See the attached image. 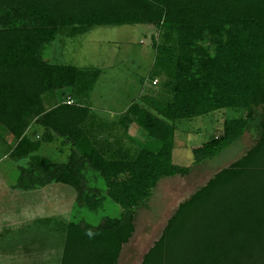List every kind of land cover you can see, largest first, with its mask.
<instances>
[{
	"label": "trees",
	"instance_id": "1",
	"mask_svg": "<svg viewBox=\"0 0 264 264\" xmlns=\"http://www.w3.org/2000/svg\"><path fill=\"white\" fill-rule=\"evenodd\" d=\"M136 23L158 32L148 76L156 86L139 95L140 78L135 96L117 107L124 111L97 122L90 108L102 69L52 63L50 49L58 37ZM66 88L59 99L56 91ZM226 108L233 116L191 148L192 163L236 141L255 108L262 112L259 140L178 204L140 264H264V0H0V129L13 140L8 156L26 158L16 184L31 190L55 182L76 193L60 264H117L158 182L190 171L172 161L175 121ZM31 123L42 128L36 138ZM132 124L145 132L135 148L124 140ZM54 141L60 160L39 153ZM108 201L121 211L97 216ZM205 203L212 210L200 212L208 218L190 229L196 237L166 240L183 226L181 213ZM36 221L41 230L49 223Z\"/></svg>",
	"mask_w": 264,
	"mask_h": 264
},
{
	"label": "rangeland",
	"instance_id": "2",
	"mask_svg": "<svg viewBox=\"0 0 264 264\" xmlns=\"http://www.w3.org/2000/svg\"><path fill=\"white\" fill-rule=\"evenodd\" d=\"M157 35L156 28L148 24L99 26L84 34H78L67 39L58 37L50 49V60L52 63H72L81 68L100 67L102 76L97 85V91H94L90 109L95 116L101 114L98 111L111 115L117 111V107H123L129 97L135 96L141 86L140 78L146 79V85L139 91V95L146 89L156 86L155 84L151 86V80L148 76L154 60L152 37ZM68 91L69 88L57 90L58 98L65 99ZM261 113L259 108L252 109L248 127L243 134L217 156L197 165L191 163L190 145H200L211 139L213 135L220 134L224 119L231 118L234 113L231 109L226 108L190 119L175 121V144L172 161L175 164L190 167V171L183 175L164 177L158 182L146 206L137 210L134 220L135 229L129 241L123 245L117 264H140L142 255L160 237L167 219L178 204L188 199L216 171L244 155L256 144L262 130ZM103 114L101 115L103 116ZM99 118L97 116V122ZM34 124L31 123L29 126V136L36 138L34 131L38 127ZM41 130L42 128H38V133ZM135 138L136 142H143L145 132L140 130ZM12 143V137L8 132H3L0 129V249L15 248L19 244L17 242L21 241L19 236L18 240H9L7 236L1 235L12 233L23 227H30V231L24 229L23 235L26 236V239L23 244H28L29 240H35V238L51 242L52 239L49 238H53L52 231H56V241L61 250L65 225L76 197L75 190L68 185L55 182L31 190L18 187L16 184L17 168L25 164L26 158L14 161L8 156ZM59 147V142L54 141V143L43 145L39 153L51 155L56 160H60ZM63 148L68 151L65 146ZM96 185L101 186L99 182H96ZM211 210L209 204L205 203L198 211L188 217L184 212L181 213L178 221L183 226L179 227L177 232L171 231L166 240L193 239L197 234L192 233L193 230L190 229L196 227L203 219L208 218L206 215L203 217L200 212L209 215ZM119 211H121L119 205L108 201L105 202L103 210L99 211L97 216H100V213L117 215ZM36 218H42V220H46L44 222H49L48 228L45 226L47 232L41 231V234L37 235L39 229H42L44 225L41 221H36ZM96 218L94 217L93 221L97 220ZM33 226L37 230L35 235ZM58 247L57 255L54 258V260L57 258L56 264H60V254H62V252L59 253ZM179 254L180 252H175L170 258L175 259L179 257ZM51 256L50 260H48L49 257L45 258V261L49 262L44 263L43 260L39 261L42 258H36L39 256L33 257V259L36 258L33 261L30 255L27 257L20 255L19 259L18 256L14 257L13 259L16 260L11 261L10 264L16 262L19 264H51ZM0 264H7L1 255Z\"/></svg>",
	"mask_w": 264,
	"mask_h": 264
},
{
	"label": "crops",
	"instance_id": "3",
	"mask_svg": "<svg viewBox=\"0 0 264 264\" xmlns=\"http://www.w3.org/2000/svg\"><path fill=\"white\" fill-rule=\"evenodd\" d=\"M123 111L124 110L116 111L115 113L113 112V114H111V115L103 114L101 111H98L99 113L103 114V116L101 114L100 115L98 114L97 116H99L102 120H104L106 122H109L112 119H114V117H117ZM140 130H142V129L139 128L135 124L130 125V127L128 128L127 134H128L129 137L125 138L124 140H125V142H127L128 145H131V147H133V148H135L136 145H137L135 143L136 142V138L135 137H137V135H138ZM174 137H175V134H174ZM174 144H175V141H173L172 158H173ZM197 146H199V144L190 145V150H191V148H194V147H197ZM189 157H190V155H189ZM190 159H191V163H192L193 162L192 156H191ZM24 229H27L28 231H30L29 228L23 227L22 229L15 230L12 233H5V234L1 235V236H7V238L9 240H18L17 239L18 236L15 235V233L18 232L20 234L19 235V240H21L20 242H17L19 244L15 248H10L9 247V248H5L4 250L0 249V255L3 258V260L5 259L6 263L10 264L11 261H15L16 260V259H13L14 257L18 256V259H19L20 255H24L26 257H27V255L28 256L30 255V258L33 261H35L36 258H42V259H39V261L43 260V262L45 263V262H49V261H45V258L49 257L48 260H50V256L52 255L51 256V259H52L51 264H56V259L57 258L55 260H54V258L57 255V247H58V242L56 241L57 232L56 231L55 232L52 231L53 238H49V239H52L51 242H49V240H37L35 238V240H29L30 242L28 241L29 242L28 244H23L25 242V239H26V236L23 235ZM3 231H5V230H3ZM41 231L47 232L46 229L45 230H41L40 229L38 231L37 235L38 234L40 235ZM49 232H50V230H49ZM54 234H55V238H54ZM58 249H59V247H58ZM60 252H62V249L59 251V253ZM35 256H39V257H36V258L33 259V257H35ZM14 264H19V262H16ZM46 264H48V263H46Z\"/></svg>",
	"mask_w": 264,
	"mask_h": 264
},
{
	"label": "built area",
	"instance_id": "4",
	"mask_svg": "<svg viewBox=\"0 0 264 264\" xmlns=\"http://www.w3.org/2000/svg\"><path fill=\"white\" fill-rule=\"evenodd\" d=\"M155 82H156V79L152 80V84H155Z\"/></svg>",
	"mask_w": 264,
	"mask_h": 264
}]
</instances>
